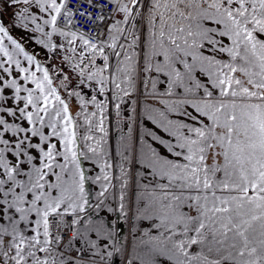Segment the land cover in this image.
Returning <instances> with one entry per match:
<instances>
[{
    "label": "snow or ice",
    "instance_id": "obj_1",
    "mask_svg": "<svg viewBox=\"0 0 264 264\" xmlns=\"http://www.w3.org/2000/svg\"><path fill=\"white\" fill-rule=\"evenodd\" d=\"M11 2L64 54L50 71L0 25V264H264V0H106L96 36L74 20L106 19L78 7L93 0ZM138 73L144 107L124 118ZM110 106L128 125L119 165Z\"/></svg>",
    "mask_w": 264,
    "mask_h": 264
},
{
    "label": "rangeland",
    "instance_id": "obj_2",
    "mask_svg": "<svg viewBox=\"0 0 264 264\" xmlns=\"http://www.w3.org/2000/svg\"><path fill=\"white\" fill-rule=\"evenodd\" d=\"M36 15V12L34 9L29 8L27 5L23 3L13 4L11 0H0V25H2L7 31L10 36H13L18 43H21V45L25 48V51L31 53V55H35L42 63H45L47 67L51 70L58 69L63 67V51H61L59 54H53L49 53L47 49H45L42 45H40L37 40L42 39V35L39 32L35 31V25L32 23L31 16ZM120 16V14H118ZM46 18V17H45ZM38 23L42 24V21L37 20ZM141 22L139 23L140 26ZM43 26V25H42ZM46 31L50 30L49 28H45ZM140 31V28L138 29ZM103 38V37H102ZM62 42V38H59ZM53 41H57V37H53ZM6 46L12 51L13 46L9 43L6 44ZM31 47V49H30ZM51 54L50 60L46 59ZM22 60L23 64L26 65V61H23L22 55L18 57ZM41 58L45 59L42 60ZM98 61H100L98 59ZM114 62V60H113ZM100 63V62H99ZM67 71V69H65ZM62 78V76H61ZM58 83V81H57ZM76 85V81H73V86ZM137 85V84H136ZM79 90V89H77ZM141 90L140 87L137 86L136 91H134V95L137 96V92ZM86 92H89V95L94 94L91 93L89 89H85ZM62 96H66V93L61 91ZM142 95V92H139V96ZM87 98V97H86ZM67 102L70 104V110L73 114H75L79 110V102L76 100V98H68ZM111 108V106H110ZM89 110H94L92 106H89ZM110 117L109 120L106 122L107 127V142H108V153H109V162L113 163L117 157V148L118 145L115 142V135L117 132V126L118 123L121 121H124L123 119L117 120L115 118V113L111 111L110 109ZM116 122V123H115ZM99 136L102 135L100 133H97ZM89 165V162H86L85 166ZM88 169H91L88 168ZM91 172H94L95 169L90 170ZM115 173L117 171V168L114 169ZM86 186H93L96 191L99 188L98 184H88ZM131 193V192H130ZM111 203H114L112 201ZM110 217V216H109ZM108 217V218H109ZM133 224V221H132ZM124 233L129 232V225L128 223H124L123 227L121 229ZM126 239V236H125ZM114 262H116L119 259L118 254L114 255L113 258Z\"/></svg>",
    "mask_w": 264,
    "mask_h": 264
},
{
    "label": "trees",
    "instance_id": "obj_3",
    "mask_svg": "<svg viewBox=\"0 0 264 264\" xmlns=\"http://www.w3.org/2000/svg\"><path fill=\"white\" fill-rule=\"evenodd\" d=\"M148 30L147 28L145 27V36L144 38H147L148 36ZM11 51V50H10ZM37 58V57H36ZM37 60H39V58H37ZM42 60H45V59H42ZM40 61V60H39ZM41 62V61H40ZM42 63V62H41ZM45 65V63H42ZM47 67V65H45ZM142 77H143V74H142ZM140 93L142 92L143 94V97H140L138 100L135 99V96H134V92L132 94V96L130 98H128V102L126 104L123 105V108H124V112H123V117L126 118L128 116V112H129V107L131 105H133V102H135V106L137 107V111L138 112H142L143 110V107H144V97H145V90H144V80L143 78H141V81H140ZM89 111H92V110H89ZM75 115V114H74ZM116 123V122H115ZM140 124H141V131L143 129V124H144V119H143V116H141V119H140ZM149 127H152L151 124H149ZM82 131V129H81ZM157 131H159L157 129ZM128 133V125L126 123H124V121H121V123L119 122L118 123V126H117V132H116V135H115V142L116 144L118 145V148H117V157L115 159V161L113 162L115 165H119L120 161H121V157H120V152L122 151V147H121V143H122V138ZM97 137H99V135L97 134ZM102 148H104V150L107 152V159L109 160V149H108V142H107V138H106V144H103L102 145ZM87 168H90L89 170H92V169H95L94 172H91L90 171V174L92 175H95L98 171H99V168L94 164V162H91L89 161V165L85 166ZM116 174H119V169L117 167V171H116ZM88 191L92 193V195L94 196L95 195V192H96V189L93 187V186H86ZM133 198V205H134V197ZM133 222H135V225L138 223L135 219H133ZM125 236V235H124ZM122 236H120L121 238ZM121 241L125 244L126 240H125V237L121 238ZM133 245L132 243V237L129 235V250H131L130 246ZM134 246V245H133Z\"/></svg>",
    "mask_w": 264,
    "mask_h": 264
},
{
    "label": "built area",
    "instance_id": "obj_4",
    "mask_svg": "<svg viewBox=\"0 0 264 264\" xmlns=\"http://www.w3.org/2000/svg\"><path fill=\"white\" fill-rule=\"evenodd\" d=\"M94 3H96V4H98L99 3V1L98 0H95V1H93ZM71 4L72 5H76L77 4V0H72L71 1ZM83 4V5H82ZM101 6H104V7H108V6H110L109 4H107V3H104V4H100ZM78 7L83 11V13H84V15L86 16V17H96L97 15H98V13L97 14H94L93 12H91V7L90 6H88L87 4H84V3H81V4H79L78 5ZM109 10H111V6H110V9ZM77 18H76V20L78 21V23H79V26L80 27H83V24H82V20L81 19H78V17H79V15L78 16H76ZM87 31H90V27L89 28H85Z\"/></svg>",
    "mask_w": 264,
    "mask_h": 264
},
{
    "label": "bare ground",
    "instance_id": "obj_5",
    "mask_svg": "<svg viewBox=\"0 0 264 264\" xmlns=\"http://www.w3.org/2000/svg\"><path fill=\"white\" fill-rule=\"evenodd\" d=\"M11 37L14 38L13 36H11ZM102 37H103V36H102ZM4 43H5V45H6V44H9V41L5 38ZM30 49H31V47H30ZM43 65H44V64H43ZM44 66H45V65H44ZM45 67H46V66H45ZM141 78H142V74L138 73V75H137V80H136V84H137L138 87L141 86V84H140ZM134 96H135V95H134ZM138 97H139V92H137V96H135V99L138 98Z\"/></svg>",
    "mask_w": 264,
    "mask_h": 264
}]
</instances>
